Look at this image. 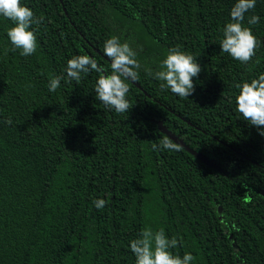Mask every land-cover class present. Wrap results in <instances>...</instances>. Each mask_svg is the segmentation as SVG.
Returning <instances> with one entry per match:
<instances>
[{
	"label": "trees",
	"instance_id": "obj_1",
	"mask_svg": "<svg viewBox=\"0 0 264 264\" xmlns=\"http://www.w3.org/2000/svg\"><path fill=\"white\" fill-rule=\"evenodd\" d=\"M235 2L20 0L44 17L27 57L0 16V264H135L130 241L145 228L177 238L170 251L190 264H264V137L236 110L234 87L264 73V0L244 20L260 41L247 65L219 45ZM113 35L142 65L128 114L96 99V72L48 91L73 56L110 70ZM173 47L201 66L188 99L143 70ZM158 122L212 164L185 148L153 151Z\"/></svg>",
	"mask_w": 264,
	"mask_h": 264
},
{
	"label": "clouds",
	"instance_id": "obj_2",
	"mask_svg": "<svg viewBox=\"0 0 264 264\" xmlns=\"http://www.w3.org/2000/svg\"><path fill=\"white\" fill-rule=\"evenodd\" d=\"M256 6V0H236L230 10V22L223 27L220 50L242 65H247L256 55L260 41L252 33L250 27L245 26L246 14ZM0 16L11 21L12 26L7 29V38L13 50H19L21 56H30L37 51V38L32 25H40L44 17H37L33 11L20 3V0H0ZM260 21L258 15H251L247 19L248 25H256ZM103 53L110 61V70L99 65L97 60L89 55L73 56L67 61L65 75H56L49 80L48 91L55 92L60 87L61 80L79 82L83 76L96 72L98 78L94 87L96 99L106 109L114 110L117 114H125L134 104L127 99L130 83L140 79L139 70L142 68L137 59L138 50L133 49L127 41L120 37L111 36L104 41ZM146 76L159 81L161 91L170 90L172 94L188 99L194 92L193 78L201 71L196 57L183 52L179 47L170 48L165 58L160 62L157 70L144 67ZM238 89L235 97L236 110L249 125L259 129V135L264 137V73L250 82L236 83ZM11 125L9 118L4 121ZM153 151L180 152L184 147L174 142L168 135H163L159 143H153ZM96 209L106 206L105 199L92 201ZM179 244L177 238L169 239L164 229L153 231L145 228L139 238L130 241V250L135 256V264H190L195 260L191 253L182 257L173 255L170 249Z\"/></svg>",
	"mask_w": 264,
	"mask_h": 264
},
{
	"label": "water",
	"instance_id": "obj_3",
	"mask_svg": "<svg viewBox=\"0 0 264 264\" xmlns=\"http://www.w3.org/2000/svg\"><path fill=\"white\" fill-rule=\"evenodd\" d=\"M158 125L160 127V130L162 132H164L166 135H168L174 142L176 143H180L183 145V147L189 151L190 153L194 154L196 157H198L199 159H201L202 161H204L205 163L208 164H212L209 161H207V159L202 156L201 154L197 153L196 151H194L191 147H189L185 142H183L177 135H175L174 133H171L165 126H163L161 124V122H158Z\"/></svg>",
	"mask_w": 264,
	"mask_h": 264
}]
</instances>
